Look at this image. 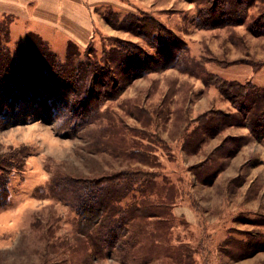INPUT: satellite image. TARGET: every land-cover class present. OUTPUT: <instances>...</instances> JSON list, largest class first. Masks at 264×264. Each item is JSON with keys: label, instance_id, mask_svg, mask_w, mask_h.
Instances as JSON below:
<instances>
[{"label": "rangeland", "instance_id": "obj_1", "mask_svg": "<svg viewBox=\"0 0 264 264\" xmlns=\"http://www.w3.org/2000/svg\"><path fill=\"white\" fill-rule=\"evenodd\" d=\"M119 1L93 8L92 36L72 42L75 61L115 60L123 46L143 50L152 67L120 74L113 64L105 94L94 79L99 94L80 126L81 115L54 117L46 100L22 99L0 120V160L14 164L0 207V264H264V134L253 131H264V117L238 111L213 82L238 81L249 96L255 84L264 96V32L249 27L264 0L220 27L199 25V0H135L133 10ZM6 22L0 40L13 52L25 36ZM158 23L182 41L175 64L158 61L167 34ZM68 41L45 42L61 61ZM120 171L137 183L115 192L105 178ZM89 190L105 192L103 206L150 202L146 213L157 215L127 213L123 243L98 245L120 213L81 220L77 203Z\"/></svg>", "mask_w": 264, "mask_h": 264}, {"label": "trees", "instance_id": "obj_2", "mask_svg": "<svg viewBox=\"0 0 264 264\" xmlns=\"http://www.w3.org/2000/svg\"><path fill=\"white\" fill-rule=\"evenodd\" d=\"M199 1L206 5V7L204 6L205 8H198L199 15L197 22L203 27H220L241 23L244 20L247 6L251 4V0ZM2 20H0V30L7 33L8 23L6 20H4L5 22H1ZM141 23L139 26L142 28L146 27L145 29H147L148 25L144 24L145 22ZM150 23L152 25V22ZM249 27L251 29H263L264 32V7L252 18ZM159 28V33H162V30H164L167 31V34L159 37L157 40V42L161 43V45L159 44L157 46H160L158 48L160 60L158 61L175 64V62L179 61L178 59L183 53L180 47L182 41L164 25L160 24ZM148 29L147 31L151 30L152 37H155L156 35L153 32L155 27ZM129 44L134 46L130 42ZM73 45L72 41H68V47L65 49V59L63 58L60 61L56 53L35 32H27L25 34V42H17L16 50L13 52L0 40V120L3 119L6 111L10 107L15 106L22 99L35 101L46 100L53 108L50 109V114H54V117H65L64 114L66 118H68L67 115L69 114L71 116L81 115L80 120L77 122L80 126L88 120L89 112L92 110L91 100L97 98L99 94L95 88L94 79L98 81V85L102 88L100 91L107 92L109 91L110 81L116 74L112 67L113 64L122 67L123 70H121L120 74L126 70L131 74L142 73L152 67L149 64V62L153 61L152 57L146 53L145 58L142 57L143 50L139 49L125 53L126 48L123 46L116 49L118 58L115 60L109 55L110 58L108 56L105 57L102 64L93 62L90 59L75 61L76 50H74ZM71 46L74 48L73 50ZM158 63L160 62L156 64ZM214 78L213 82L220 92L229 98L231 103L236 105L238 111L244 109L247 111L249 108L259 109L257 115L264 117V96L258 94L256 91L258 87L255 84H249V87L252 88L255 94V96H249L246 94L248 90L245 89L244 84L235 80L228 81L216 76ZM245 99L250 100L247 105L244 103L246 101ZM76 107L82 110L84 109L85 112L77 113ZM68 111L69 114L66 113ZM255 129L253 128V131L256 136L260 133L264 134L263 129L260 127ZM13 167L14 164L10 163L7 159L0 160V207L6 203L8 196V176ZM128 177L129 183H126L125 180ZM105 179L114 181L113 184L117 186L114 189L115 192H120L119 188L121 190L123 189L124 192L129 186L137 183V179H132L130 173L122 171ZM89 191V194L85 197H80L77 203V210L81 220L85 219L89 223H96L103 215L109 217V214L113 215L114 212L120 213L119 219L112 218L111 225L106 226V228L104 227V232L98 236V245L105 243L110 247H114L118 244L120 246L123 243L120 237L125 232L124 226L126 219H128L127 213H134L137 217H154L157 215V211L146 213V208H151L146 207V204L151 205L150 202L146 204L142 203L143 206L137 204L125 210L120 208L119 203L117 205L114 203L105 206L101 205L100 203L104 201L105 192L99 194L96 192L97 190ZM90 227H92L91 224ZM103 234L106 235L103 236ZM127 244L128 241L126 242Z\"/></svg>", "mask_w": 264, "mask_h": 264}, {"label": "crops", "instance_id": "obj_3", "mask_svg": "<svg viewBox=\"0 0 264 264\" xmlns=\"http://www.w3.org/2000/svg\"><path fill=\"white\" fill-rule=\"evenodd\" d=\"M120 7L133 10L135 0H120ZM112 0H0V20L9 22L13 34L35 32L50 43L72 41L84 45L92 36L97 19L93 8ZM138 4V3H136Z\"/></svg>", "mask_w": 264, "mask_h": 264}]
</instances>
